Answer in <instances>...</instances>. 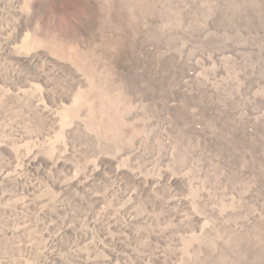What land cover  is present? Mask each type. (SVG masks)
I'll list each match as a JSON object with an SVG mask.
<instances>
[{"label":"rangeland","instance_id":"374dc122","mask_svg":"<svg viewBox=\"0 0 264 264\" xmlns=\"http://www.w3.org/2000/svg\"><path fill=\"white\" fill-rule=\"evenodd\" d=\"M0 264H264V0H0Z\"/></svg>","mask_w":264,"mask_h":264}]
</instances>
